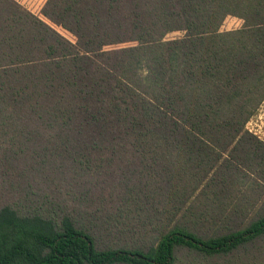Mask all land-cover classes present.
Masks as SVG:
<instances>
[{
  "label": "trees",
  "instance_id": "1",
  "mask_svg": "<svg viewBox=\"0 0 264 264\" xmlns=\"http://www.w3.org/2000/svg\"><path fill=\"white\" fill-rule=\"evenodd\" d=\"M40 13L0 0V186L36 194L31 213L0 207V264H173L263 242L264 202L236 192L264 189L246 127L264 101V0ZM227 16L241 27L221 30Z\"/></svg>",
  "mask_w": 264,
  "mask_h": 264
},
{
  "label": "rangeland",
  "instance_id": "2",
  "mask_svg": "<svg viewBox=\"0 0 264 264\" xmlns=\"http://www.w3.org/2000/svg\"><path fill=\"white\" fill-rule=\"evenodd\" d=\"M19 2L24 8L31 11L32 13L40 16L42 19L46 21V19L41 15L40 11L43 7L46 0H16ZM48 22V21H47ZM53 25V24H52ZM242 20L233 16H227L220 27L221 30H231L241 27ZM60 33L67 36L69 39L74 40V37L64 30L63 28L53 25ZM180 32H173L167 35V37H177L180 36ZM246 127L253 134L257 135L260 140L264 142V101L262 102L259 109L255 112V114L250 118L247 122ZM39 179V178H38ZM36 179V181L38 180ZM34 185V186H33ZM37 185L42 186L41 191H48L46 186L42 184L32 183L33 190ZM240 188V189H239ZM238 196L241 197L242 194H246L249 196V199L241 200L244 203H249L257 207L260 203L264 202V189L262 187H251L249 185L246 187H239ZM252 188H255L254 190ZM261 190L262 196L259 201H256L257 194ZM235 202H239L235 200ZM14 204L16 209L19 210L21 214L31 213L35 211V203H36V194L33 192L29 193L26 185L22 184V188L16 189L11 192L10 188H7L5 185L0 186V207L4 204ZM58 220V217L57 219ZM116 239L111 240L110 237H104L102 240H98L97 246L98 248H105L108 245L115 247ZM254 248H250L249 250L236 251L234 254L230 255H217L214 257H206L202 256L194 251L187 250L185 248L178 249L176 251V259L173 264H264V241L259 242L258 244L253 246ZM238 253V254H237ZM237 254V255H236Z\"/></svg>",
  "mask_w": 264,
  "mask_h": 264
}]
</instances>
